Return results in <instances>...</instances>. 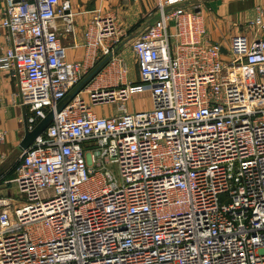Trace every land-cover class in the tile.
<instances>
[{
  "label": "built area",
  "instance_id": "2783aa9c",
  "mask_svg": "<svg viewBox=\"0 0 264 264\" xmlns=\"http://www.w3.org/2000/svg\"><path fill=\"white\" fill-rule=\"evenodd\" d=\"M4 2L0 72L31 130L54 118L0 176L24 195L0 194V264H264V6L226 46L210 40L201 0H159L130 42L139 80L85 86L57 111L98 50L117 62L125 35L97 9L70 61L71 0ZM145 91L151 108L129 112ZM114 100L119 114L94 111Z\"/></svg>",
  "mask_w": 264,
  "mask_h": 264
},
{
  "label": "crops",
  "instance_id": "0c3cea01",
  "mask_svg": "<svg viewBox=\"0 0 264 264\" xmlns=\"http://www.w3.org/2000/svg\"><path fill=\"white\" fill-rule=\"evenodd\" d=\"M159 0H71L72 10L75 13V32L69 33L61 30V40L67 47V55L70 61L83 60L86 52L84 32L88 24L93 20L97 9H101L103 15L112 13L117 17V27L124 33V44L122 43L117 50V62L109 61L99 70V72L86 84L87 87L118 89L128 82H137L139 80V70L136 60L128 53L130 52L131 39L138 27L137 21L141 16H145L146 12L151 10L157 11ZM204 3L203 13L205 17V25L207 27L208 36L211 41L222 43L223 37L230 38L236 34H251L249 23L255 16L256 6L263 5L264 0H201ZM5 8L4 0H0V19ZM144 13V14H143ZM143 14V15H142ZM157 14V13H156ZM157 15H155V18ZM151 21L148 20L146 24ZM135 27V30L133 29ZM127 41V42H126ZM75 42L78 46H74ZM129 51V52H128ZM107 57H103L98 50L97 58L91 63L85 73V79L93 72ZM126 64L128 72L121 78L120 68ZM149 92V91H148ZM144 93V92H142ZM150 93V92H149ZM141 93L133 94L124 102L129 112H137L141 110L131 111L129 109V101ZM88 101H90L89 96ZM19 111L14 107L17 103ZM110 104V105H108ZM119 101H110L107 103L96 104L95 112L99 116L109 117L119 114ZM100 105V106H99ZM105 105H108L107 111ZM27 112L20 102L19 88L15 78L5 72H0V131L5 132L3 141L0 142V176L9 175L10 169L18 161L22 150L21 142L25 137L24 131V113Z\"/></svg>",
  "mask_w": 264,
  "mask_h": 264
},
{
  "label": "rangeland",
  "instance_id": "374dc122",
  "mask_svg": "<svg viewBox=\"0 0 264 264\" xmlns=\"http://www.w3.org/2000/svg\"><path fill=\"white\" fill-rule=\"evenodd\" d=\"M144 14V13H143ZM142 14V15H143ZM155 15H156V10H151V11H149V12H146V14H145V16L143 17V16H141V18L137 21V23H136V26L135 27H138L137 28V30L135 31V33L133 34V35H138L144 28H145V26L147 25L146 24V22L148 21V20H152V18H154L155 17ZM116 23H117V17H116ZM149 23V22H148ZM135 27L133 28L134 30H135ZM221 41H222V43L223 44H225L226 46L229 44V42H230V38H225V37H223L222 39H221ZM129 46H130V52L131 53H128V54H130L131 56H132V58L134 59V60H136L135 59V55H134V53L132 52V48H131V45L129 44ZM129 52V51H128ZM229 56H227V58H228ZM85 87V86H84ZM83 87V88H84ZM89 89H92V88H90V87H88ZM85 95H88L89 96V99H90V101H91V98H90V94L88 93V92H85L84 93ZM83 94V95H84ZM85 98L87 99V101H88V98H87V96H85ZM18 101H17V103H14V104H12V105H14V107H12V108H14L15 110L17 109L18 111H19V107H18ZM129 105V109L131 110V111H136V110H148V109H150L151 108V106H152V103H151V97H150V93L148 92V91H145L144 93H141V94H138L137 96H135L134 97V99H131L130 101H129V103H128ZM108 105H110V104H108ZM108 105H105V107L107 108L108 107ZM100 106V105H99ZM97 108H99V109H101L102 108V106H100V107H97ZM97 108H95V111L96 110H98ZM107 111H111L110 109H108L107 108ZM113 170H117V166L116 165H111L110 166ZM14 176V174L12 175V176H8V177H10V178H12ZM12 186V185H11ZM11 186H9V187H5V185H1L0 186V194H7V192L9 193L8 195H10V196H13V197H15V198H18V199H20V201H22L21 199H23L24 198V195H22V194H20L19 193V191L15 188V186L13 185L12 187ZM22 203V202H21ZM16 206H18V205H16Z\"/></svg>",
  "mask_w": 264,
  "mask_h": 264
},
{
  "label": "water",
  "instance_id": "95a60500",
  "mask_svg": "<svg viewBox=\"0 0 264 264\" xmlns=\"http://www.w3.org/2000/svg\"><path fill=\"white\" fill-rule=\"evenodd\" d=\"M110 56H108L91 74H89L85 79L80 82V84L66 97L64 98L58 105L57 111H61L66 104L72 100L86 84L99 72V70L109 61ZM54 118V111H50L44 119H42L34 129H30L26 113H24V131L25 137L21 142V150H26L34 141L35 139L49 126Z\"/></svg>",
  "mask_w": 264,
  "mask_h": 264
},
{
  "label": "bare ground",
  "instance_id": "6f19581e",
  "mask_svg": "<svg viewBox=\"0 0 264 264\" xmlns=\"http://www.w3.org/2000/svg\"><path fill=\"white\" fill-rule=\"evenodd\" d=\"M245 77L249 80L251 78V72L249 70L245 71Z\"/></svg>",
  "mask_w": 264,
  "mask_h": 264
},
{
  "label": "trees",
  "instance_id": "16d2710c",
  "mask_svg": "<svg viewBox=\"0 0 264 264\" xmlns=\"http://www.w3.org/2000/svg\"><path fill=\"white\" fill-rule=\"evenodd\" d=\"M14 174V170H12L10 173H9V176H12Z\"/></svg>",
  "mask_w": 264,
  "mask_h": 264
}]
</instances>
